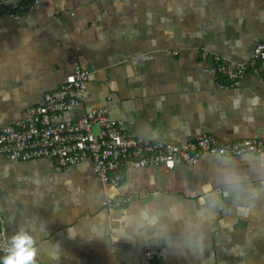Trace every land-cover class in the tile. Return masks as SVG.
Wrapping results in <instances>:
<instances>
[{
    "label": "crops",
    "instance_id": "obj_1",
    "mask_svg": "<svg viewBox=\"0 0 264 264\" xmlns=\"http://www.w3.org/2000/svg\"><path fill=\"white\" fill-rule=\"evenodd\" d=\"M263 39L264 0H53L18 9L0 16V127L41 105L76 58L89 77L70 120L103 111L131 137L178 146L203 134L222 143L259 137L264 77L249 72L236 87L219 86L210 68L213 55L247 62ZM221 158L127 166L115 187L89 159L61 168L0 153V225L8 241L19 227L36 232L37 264H144L148 248L160 264H264V195L255 194L264 176L249 164L264 154L229 158L251 196L222 183ZM118 197L128 201L105 205ZM190 233L201 248L185 242Z\"/></svg>",
    "mask_w": 264,
    "mask_h": 264
},
{
    "label": "built area",
    "instance_id": "obj_2",
    "mask_svg": "<svg viewBox=\"0 0 264 264\" xmlns=\"http://www.w3.org/2000/svg\"><path fill=\"white\" fill-rule=\"evenodd\" d=\"M53 0H5L0 2V16L12 15L18 9H31ZM210 72L219 86L236 87L247 73L264 77V39L258 42L251 58L244 63L226 62L212 56ZM72 72L57 90L46 93L41 105L28 108L24 117L0 127V153L12 160L49 159L61 168L91 160L102 182L119 186L122 170L150 165L172 169L177 163L193 166L203 156L239 157L264 154V133L259 137L222 143L203 134L183 145L148 142L129 136L120 121L111 120L103 111L92 110L75 120L66 112L83 97L89 71L76 58ZM98 126L97 134L92 126ZM128 200L118 197L105 201L108 207L122 206ZM9 243L0 225V255ZM144 264H160L152 249L144 250Z\"/></svg>",
    "mask_w": 264,
    "mask_h": 264
},
{
    "label": "clouds",
    "instance_id": "obj_3",
    "mask_svg": "<svg viewBox=\"0 0 264 264\" xmlns=\"http://www.w3.org/2000/svg\"><path fill=\"white\" fill-rule=\"evenodd\" d=\"M220 167L218 169V177L227 189L246 192L251 196L254 191V186L248 183V176L245 172L240 170L236 164L227 157H222L219 161ZM250 166L258 175L264 176V159H256L249 161ZM256 197L259 198L264 195V190L256 191ZM250 203V202H249ZM175 211L176 218H180L178 210ZM145 220L153 219L148 212L142 213ZM163 238L167 239L166 229L161 231ZM37 235L29 227H19L11 237L9 243L2 248V255H0V264H37L36 256L41 250L36 244ZM189 246L199 249L204 244L195 233H190L185 241Z\"/></svg>",
    "mask_w": 264,
    "mask_h": 264
},
{
    "label": "rangeland",
    "instance_id": "obj_4",
    "mask_svg": "<svg viewBox=\"0 0 264 264\" xmlns=\"http://www.w3.org/2000/svg\"><path fill=\"white\" fill-rule=\"evenodd\" d=\"M97 131H98V128L97 127H93V133L97 134L98 133Z\"/></svg>",
    "mask_w": 264,
    "mask_h": 264
},
{
    "label": "trees",
    "instance_id": "obj_5",
    "mask_svg": "<svg viewBox=\"0 0 264 264\" xmlns=\"http://www.w3.org/2000/svg\"><path fill=\"white\" fill-rule=\"evenodd\" d=\"M15 12H16V11H15ZM15 12H14V13H15Z\"/></svg>",
    "mask_w": 264,
    "mask_h": 264
}]
</instances>
